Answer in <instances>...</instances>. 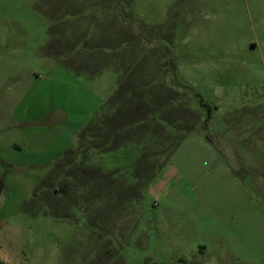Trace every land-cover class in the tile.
<instances>
[{
    "label": "rangeland",
    "instance_id": "rangeland-1",
    "mask_svg": "<svg viewBox=\"0 0 264 264\" xmlns=\"http://www.w3.org/2000/svg\"><path fill=\"white\" fill-rule=\"evenodd\" d=\"M7 264H264V0H0Z\"/></svg>",
    "mask_w": 264,
    "mask_h": 264
},
{
    "label": "trees",
    "instance_id": "trees-1",
    "mask_svg": "<svg viewBox=\"0 0 264 264\" xmlns=\"http://www.w3.org/2000/svg\"><path fill=\"white\" fill-rule=\"evenodd\" d=\"M2 189H3V179H2V177H0V193H1ZM0 264H4V263L0 261Z\"/></svg>",
    "mask_w": 264,
    "mask_h": 264
},
{
    "label": "crops",
    "instance_id": "crops-1",
    "mask_svg": "<svg viewBox=\"0 0 264 264\" xmlns=\"http://www.w3.org/2000/svg\"><path fill=\"white\" fill-rule=\"evenodd\" d=\"M0 261L3 262L4 264H7V261L5 260V257L2 256V254H1V257H0Z\"/></svg>",
    "mask_w": 264,
    "mask_h": 264
}]
</instances>
